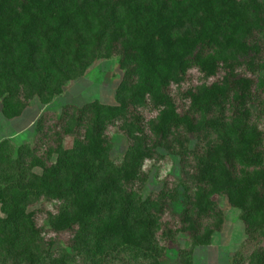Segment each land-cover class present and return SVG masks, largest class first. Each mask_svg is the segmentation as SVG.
Instances as JSON below:
<instances>
[{"label": "trees", "instance_id": "obj_1", "mask_svg": "<svg viewBox=\"0 0 264 264\" xmlns=\"http://www.w3.org/2000/svg\"><path fill=\"white\" fill-rule=\"evenodd\" d=\"M113 55L123 71L115 105L63 106L61 133L53 131L47 139L43 135L50 129L41 124L48 119L40 115L35 146L17 147L12 161L9 142L0 141V256L20 249L28 264L51 258L39 250L38 210L30 209L41 199L63 203L55 214L46 213L53 232L75 228L81 234L88 229L100 202L112 196L102 175L108 169L105 127L119 121L127 133L131 169L119 171L132 180L151 147L134 110L149 104L158 113L147 129L159 144L178 129L190 135L216 133L223 120L215 114L225 108L232 112L226 136L205 149L196 164L193 208L203 217L211 211L219 218L218 228L222 216L209 198L224 195L238 210L248 240H264V129L247 125L253 80L235 71L241 64L253 74L264 65V0H0L2 117H18L33 99L47 104L95 59ZM242 55L249 57L239 62ZM193 70L204 79L220 71V79L185 90L188 106L179 114L170 88ZM76 134L80 136L73 146L63 149L61 136ZM237 165L251 173L235 177ZM132 218L118 213L98 227L91 264L108 252L106 247L120 246L141 251L145 262L140 264H159L151 240L152 217ZM211 233L191 236L181 264L192 263L193 247L207 244Z\"/></svg>", "mask_w": 264, "mask_h": 264}, {"label": "rangeland", "instance_id": "obj_2", "mask_svg": "<svg viewBox=\"0 0 264 264\" xmlns=\"http://www.w3.org/2000/svg\"><path fill=\"white\" fill-rule=\"evenodd\" d=\"M247 57L249 56L242 55L237 58L241 62ZM235 71L237 75L250 76L253 80V97L247 105L249 109L247 125L263 130L264 65L260 66V69L256 66L253 74L246 72L241 64L236 66ZM122 74L123 71L118 67L117 56L95 59L82 74L68 80L63 85L61 93L53 96L47 104L41 105L37 99H34L38 104L33 107L36 102L31 103L32 100L28 102L26 105L28 109L15 122V125L21 123L25 125L29 119L32 124L21 136L7 140L11 146L10 160L15 159L17 147L35 146L36 139L39 137L35 123L40 115L44 114L48 119L47 122L41 124L50 129L47 134L43 135V138L47 139L53 131L61 133L63 120H59L58 116L63 106L79 108L92 102L115 105L114 92ZM220 75L219 71L213 79H204L194 70L188 72L179 85L170 88L177 112L182 114L187 110L188 101L182 97L185 90H194L199 86L218 81ZM157 111L150 104L134 110V113L142 118L146 135L144 142L151 147L148 151L150 156L142 161L132 180H126L119 171L125 166L131 169V166L129 167L131 157L130 154L127 155L130 145L127 133L119 121H114L105 127L104 135L109 146L108 169L102 175H104V181L109 184L112 196L102 197L99 210L86 231L80 234L75 228L63 232H53L50 229L46 213L52 215L59 211L63 207L61 201L41 199L30 207V209L38 210L35 223L41 231L39 250L42 253L47 252L46 254L51 257L39 264H91L93 261L91 262L90 258L94 257L92 256L94 251L92 239L98 232V227L108 217L118 213H128L129 219L135 216L142 218V215L148 219L149 216L152 217L151 240L156 246L154 254L157 255L159 264H181V253L191 246V236L201 238L209 229L212 233L208 243L193 247L191 264H234L240 258L245 260L242 264H247L248 256H251V264H264V240H248L244 233V226L239 220L238 210L228 203L224 195L217 194L209 198L222 216L218 228L219 218L216 215L210 211L207 216H199L193 208L195 197L198 194V186H196L194 177L196 164L205 149L226 136L229 127L232 126L230 123L233 117L232 112L225 108L224 111L215 114L223 120V128L216 133L202 130L195 135H190L178 129L172 131L166 141L159 144L160 141L149 134L147 129L148 122L156 117ZM197 122H200V119ZM76 136L80 134L61 136V147L70 149ZM53 160L54 158L50 161L53 162ZM250 170L237 165L234 167L233 175L239 177L242 173H251ZM32 171L39 173V169L36 168ZM190 227L193 230H190ZM106 250L109 254L108 252L99 254L94 264L145 262L140 254L141 251L136 253L134 250L130 251L121 246L115 249L106 247ZM39 255L42 254L39 253ZM0 264H28V262L18 249L6 254V257L1 255Z\"/></svg>", "mask_w": 264, "mask_h": 264}, {"label": "crops", "instance_id": "obj_3", "mask_svg": "<svg viewBox=\"0 0 264 264\" xmlns=\"http://www.w3.org/2000/svg\"><path fill=\"white\" fill-rule=\"evenodd\" d=\"M32 102H36V105H33V107L37 106V101H35L34 99L31 101ZM28 109V107H26L22 113L15 118L12 119H5L2 117L1 112H0V141L2 140H12L13 138L19 137L22 134H24L25 130H27L29 128V126H31V120H27L28 122L24 124H18L15 125L17 122V120H19L23 114H25V111ZM36 109H38L36 107ZM38 111V110H37ZM39 112V111H38Z\"/></svg>", "mask_w": 264, "mask_h": 264}]
</instances>
